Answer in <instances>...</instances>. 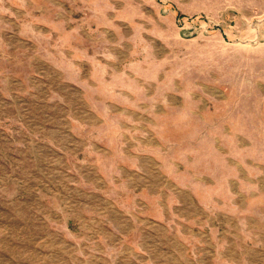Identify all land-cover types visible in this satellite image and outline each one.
Listing matches in <instances>:
<instances>
[{
	"label": "rangeland",
	"instance_id": "rangeland-1",
	"mask_svg": "<svg viewBox=\"0 0 264 264\" xmlns=\"http://www.w3.org/2000/svg\"><path fill=\"white\" fill-rule=\"evenodd\" d=\"M0 264H264V0H0Z\"/></svg>",
	"mask_w": 264,
	"mask_h": 264
}]
</instances>
